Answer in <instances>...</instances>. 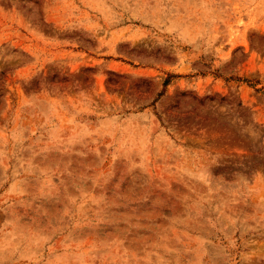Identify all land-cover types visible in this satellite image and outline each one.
I'll return each mask as SVG.
<instances>
[{"label": "rangeland", "instance_id": "rangeland-1", "mask_svg": "<svg viewBox=\"0 0 264 264\" xmlns=\"http://www.w3.org/2000/svg\"><path fill=\"white\" fill-rule=\"evenodd\" d=\"M0 264H264V0H0Z\"/></svg>", "mask_w": 264, "mask_h": 264}, {"label": "trees", "instance_id": "trees-1", "mask_svg": "<svg viewBox=\"0 0 264 264\" xmlns=\"http://www.w3.org/2000/svg\"><path fill=\"white\" fill-rule=\"evenodd\" d=\"M169 79H170V77L169 78H167V79H165V81H164V85H166L168 82H169Z\"/></svg>", "mask_w": 264, "mask_h": 264}]
</instances>
